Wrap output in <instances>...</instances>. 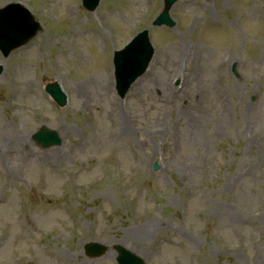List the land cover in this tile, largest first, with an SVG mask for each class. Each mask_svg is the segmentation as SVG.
I'll list each match as a JSON object with an SVG mask.
<instances>
[{
  "label": "rangeland",
  "instance_id": "374dc122",
  "mask_svg": "<svg viewBox=\"0 0 264 264\" xmlns=\"http://www.w3.org/2000/svg\"><path fill=\"white\" fill-rule=\"evenodd\" d=\"M18 1L42 28L0 56V264H115L116 244L145 264H264V0H177L173 29L151 26L162 0L0 8ZM143 29L155 54L120 100L111 50ZM41 126L59 147L35 145Z\"/></svg>",
  "mask_w": 264,
  "mask_h": 264
},
{
  "label": "water",
  "instance_id": "95a60500",
  "mask_svg": "<svg viewBox=\"0 0 264 264\" xmlns=\"http://www.w3.org/2000/svg\"><path fill=\"white\" fill-rule=\"evenodd\" d=\"M166 9L155 21V25L162 24L163 19L166 18V12L173 0H165ZM22 20V21H21ZM18 26L19 30L12 29L14 26ZM38 25L32 21V18L24 11L22 7L16 5H9L6 8L0 10V47L4 49V54L7 55L12 49L20 46L26 42L29 38L35 35ZM140 40V41H139ZM139 42L133 43L123 52L119 53L116 59L117 66V86L127 85L133 78H135L146 66L147 59L150 56V49L143 38L139 37ZM146 56L147 59L145 58ZM1 70V69H0ZM47 91L55 98V100L61 105L62 101L59 96L57 87L50 86ZM34 138L42 144L44 136L50 137L53 143H56V135L53 132H47L44 129ZM44 146L48 143H43ZM156 168V166H155ZM88 248H94L97 253H89L91 256H100L105 248L90 245ZM119 253L117 261L119 264H142V262L134 255L125 252L122 248L115 246ZM89 251V249H88Z\"/></svg>",
  "mask_w": 264,
  "mask_h": 264
},
{
  "label": "bare ground",
  "instance_id": "6f19581e",
  "mask_svg": "<svg viewBox=\"0 0 264 264\" xmlns=\"http://www.w3.org/2000/svg\"><path fill=\"white\" fill-rule=\"evenodd\" d=\"M45 154H49V157H50V156H53L54 151L50 150V151L46 152ZM153 228H154V226H152V225L147 226V227L140 230V234L141 235H148L150 233V231L153 230Z\"/></svg>",
  "mask_w": 264,
  "mask_h": 264
}]
</instances>
